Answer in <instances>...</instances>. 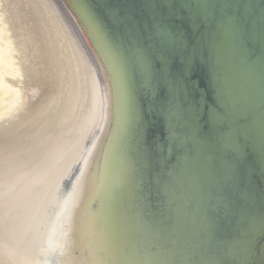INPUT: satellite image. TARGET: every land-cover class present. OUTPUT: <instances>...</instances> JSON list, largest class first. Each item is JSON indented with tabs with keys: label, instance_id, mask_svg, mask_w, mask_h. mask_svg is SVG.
<instances>
[{
	"label": "water",
	"instance_id": "95a60500",
	"mask_svg": "<svg viewBox=\"0 0 264 264\" xmlns=\"http://www.w3.org/2000/svg\"><path fill=\"white\" fill-rule=\"evenodd\" d=\"M81 1L132 71L130 155L164 190L145 205L167 217L160 264H264V0ZM148 238L115 262L151 264Z\"/></svg>",
	"mask_w": 264,
	"mask_h": 264
},
{
	"label": "bare ground",
	"instance_id": "6f19581e",
	"mask_svg": "<svg viewBox=\"0 0 264 264\" xmlns=\"http://www.w3.org/2000/svg\"><path fill=\"white\" fill-rule=\"evenodd\" d=\"M63 1L68 18L56 0H0V113L32 101L43 75L52 82L45 98L59 100L51 133L0 145V264H118L127 240L133 252L145 237L154 247L169 232L166 215L146 208L163 185L142 182L130 155L137 128L129 64L81 0ZM28 6L42 23L40 40L25 26ZM42 49L47 68L34 62ZM10 119L0 128L22 117ZM155 251L150 262L160 264Z\"/></svg>",
	"mask_w": 264,
	"mask_h": 264
},
{
	"label": "rangeland",
	"instance_id": "374dc122",
	"mask_svg": "<svg viewBox=\"0 0 264 264\" xmlns=\"http://www.w3.org/2000/svg\"><path fill=\"white\" fill-rule=\"evenodd\" d=\"M56 3L61 6L63 12L65 13V16L67 17L68 14L62 1L56 0ZM31 9L32 7L28 6L29 11H26L25 26L29 32L28 33L29 36H32L34 40H36V37L40 40L41 39L40 34L41 32L43 33L42 23L40 22L39 25L38 23L34 24L35 12ZM43 49L46 52L44 43H43ZM43 49L41 51V55L37 53V56H35L34 58V62L37 65V67L40 66L42 68H47L50 63L52 64V61H51V57L44 54ZM48 51L50 52L51 50H49L48 48ZM33 66L34 65L31 64L30 67L33 68ZM40 79H41V84L39 85L40 88L37 90L35 94L36 96L33 97L32 101L29 100L28 103L23 105V107H21L22 106L21 104H16L12 109L7 110V112L2 111L0 113V122L4 121L5 124H7V122L11 120L10 116L12 115H19L22 117L20 123L17 124L16 126L12 127V124H9L11 125L9 128L7 127L8 125L0 128V132L6 133L8 139L11 140L12 145L14 144V142H18L19 144L24 142H36L41 136L51 133V130L53 129L51 127L53 116L51 117V115L56 112L55 109H57L56 106L57 103H59L58 95H56V97L54 98H45L44 93L46 89H48L50 85H52V82H48L51 79V76L49 75V77H46L45 75H43V77L40 76ZM56 89L57 86L55 85V94H56ZM28 107L31 108L27 109Z\"/></svg>",
	"mask_w": 264,
	"mask_h": 264
},
{
	"label": "snow or ice",
	"instance_id": "6c2138e0",
	"mask_svg": "<svg viewBox=\"0 0 264 264\" xmlns=\"http://www.w3.org/2000/svg\"><path fill=\"white\" fill-rule=\"evenodd\" d=\"M193 86L195 87L196 85H195V82H193ZM211 118V117H210ZM243 160L242 159H237L236 160V166H237V170H240V169H242V167H243ZM242 195H246V193H242Z\"/></svg>",
	"mask_w": 264,
	"mask_h": 264
}]
</instances>
